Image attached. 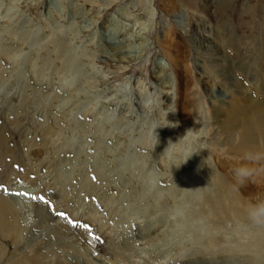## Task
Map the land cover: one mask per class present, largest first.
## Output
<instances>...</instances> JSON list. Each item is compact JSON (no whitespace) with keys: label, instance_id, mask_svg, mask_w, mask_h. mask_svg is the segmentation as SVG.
<instances>
[{"label":"rangeland","instance_id":"1","mask_svg":"<svg viewBox=\"0 0 264 264\" xmlns=\"http://www.w3.org/2000/svg\"><path fill=\"white\" fill-rule=\"evenodd\" d=\"M100 3L0 0V119L16 133L0 146V188L18 203L21 245L53 240L36 226L44 204L77 264H264V225L205 201L224 177L238 186L241 164L244 196L264 198L263 157L231 152L239 137L223 130L246 100L264 105V0ZM115 28L138 40L128 57L106 47ZM186 148L199 154L177 168Z\"/></svg>","mask_w":264,"mask_h":264},{"label":"bare ground","instance_id":"2","mask_svg":"<svg viewBox=\"0 0 264 264\" xmlns=\"http://www.w3.org/2000/svg\"><path fill=\"white\" fill-rule=\"evenodd\" d=\"M108 1L109 2L107 4H104V0H103V4L100 3L102 8L107 9V7L111 3H113L115 0H108ZM171 7H173V4L170 5L168 7V9L173 10ZM100 9H101V7H100ZM204 32H205V30H204ZM207 36H203V37L199 36L198 39H195L200 48H202L203 46L205 47V45L211 43L210 37H207ZM109 38H110V36H109ZM135 40L136 39H130L129 32L127 34V31L125 29L115 28V32H114L112 38L107 41L106 47L113 48L115 51L116 57L125 58L131 54L130 48L136 43ZM136 41H138V40H136ZM170 47H172V46H170ZM110 50H112V49H110ZM176 53H177L176 58L175 59L173 58L172 61L173 62L178 61L177 65L178 64L182 65L183 55H181L178 52V50ZM170 58H172V57L170 56ZM209 62L217 64V61L213 58H210ZM181 65H179V66H181ZM237 67L240 69L245 68V66L242 64H238ZM181 68H182V66H181ZM165 78L167 79L166 75H165ZM231 82H233V84L235 85V81H231ZM163 84H164V82H163ZM164 86L166 87V84L163 85V87ZM211 91L215 92V90L212 88H211ZM212 101L214 103H219L216 100H212ZM214 103H212V105ZM219 104H223V102L219 103ZM233 107H235L237 110H241L243 108V105L237 104V105H233ZM181 115H183V116H181L179 121H181L182 125H185L190 119H189V117L185 116L184 114H181ZM243 115H245V116L242 117L240 120H238L237 125H235L234 122H232L231 124L229 123L223 127V130L225 133L231 131V136L236 135L239 137L240 143L238 145H232L231 146V152L233 150L237 151V152H241V153L242 152L243 153L248 152V153H253V154H259L260 156L263 157L260 160V164H259L261 166V173H258V175L262 177V176H264V149H262V147L264 148V105H261V104L258 105L256 103L249 101V100H246V105H245L244 110H243ZM231 116L234 117V115H231ZM6 118L7 117L5 116V118L1 117V119H0L1 120V122H0V128L1 129L0 130H2L0 132V146L1 147L3 146V148L5 147L6 140H9L8 137H11V136L13 137L16 134L14 130L12 131L8 127V125H7L8 123H6ZM11 121H13V120H11ZM52 128L50 127L47 130L51 131ZM5 133L7 135H10V136L7 137V135ZM235 139H236V137H234V138L231 137V144H233ZM14 140L15 139H13L12 141H14ZM16 141H18V139ZM259 143H260V146L257 147V144H259ZM15 144H17V142ZM8 147L9 146H7V148ZM1 150H2V148H1ZM21 151H20V149H18L17 150V156L16 155L15 156L17 158H20L21 160H23V162L25 163V159H24L25 156L23 155V152H21ZM5 153H8V152L6 151ZM11 153L13 154V152H11ZM234 155H237V154H234ZM1 156L2 155H0V158H1ZM6 157L7 156H5L4 158H6ZM26 157H27V155H26ZM23 162H22V164H24ZM20 164H21V162H20ZM13 171H14V169H13ZM10 172H12V171H10ZM247 178H249V177H247ZM247 178H245L242 183H236V184H238V186H236V188H233L231 186L230 182L229 181L227 182V180H225V177H224L223 182L216 181L217 186L215 188L213 196L208 197L205 200L207 205H209L211 209L214 208V210L210 213L211 214H218V215H225V216L230 215V216H233L234 218H236L237 220H240V221L247 219V215H246L247 208L249 205H251L253 203V201L250 203L249 202L250 199L244 196V193H248L249 191H251V188L249 187L248 182H247ZM17 204L18 203H16L13 198L8 197V195L5 194L4 190L2 188H0V237L3 238V239H0V264H77L76 261L74 260V250L72 249L70 251V248L68 247L69 250L67 251L66 243L65 242L63 243L60 240V238H57V236L60 235V233L62 234V232H64V229L66 228L65 222L62 219L60 220V218L55 217V215L51 214L49 212L48 208L46 207V205H44V204H38L37 206H34V208L32 207L35 210V213H36L35 216L37 217L38 225H36V226H40L43 229L49 227L50 232L52 234L51 236L53 237V240L49 241L48 239H46V238H48V236H47L48 234H47L46 235L47 237L44 240H42V238H40L41 240L34 241L31 244H29V242H30L29 241V242H25L26 244L23 243V245H21L20 240L22 239L21 235L23 233L24 225H22L20 220H19L18 212H17V209H18ZM16 207H17V209H16ZM230 216H228V217H230ZM36 234H38V233H36ZM31 235H32V233H31ZM62 237H64V236H62ZM22 242H24V241H22ZM64 245L66 248L64 247ZM91 264H93V263H91Z\"/></svg>","mask_w":264,"mask_h":264},{"label":"clouds","instance_id":"3","mask_svg":"<svg viewBox=\"0 0 264 264\" xmlns=\"http://www.w3.org/2000/svg\"><path fill=\"white\" fill-rule=\"evenodd\" d=\"M172 149L169 148L168 152H171ZM198 155L199 153L191 148H186L182 151L178 159L174 160L177 168H180L182 165L186 164L193 155ZM259 154H253L246 152L243 156V159L246 161H255L259 159ZM205 165V160L202 157L200 161L195 165L193 171L196 174H199L201 169ZM253 172V169L250 168L247 164H241L232 169L233 176L235 177L237 183H242L243 180L249 177ZM247 219L254 225H264V198L257 200L255 204H251L247 208Z\"/></svg>","mask_w":264,"mask_h":264},{"label":"snow or ice","instance_id":"4","mask_svg":"<svg viewBox=\"0 0 264 264\" xmlns=\"http://www.w3.org/2000/svg\"><path fill=\"white\" fill-rule=\"evenodd\" d=\"M59 215L63 216V215H65V214H64V213H59ZM85 227H87V225H85Z\"/></svg>","mask_w":264,"mask_h":264}]
</instances>
